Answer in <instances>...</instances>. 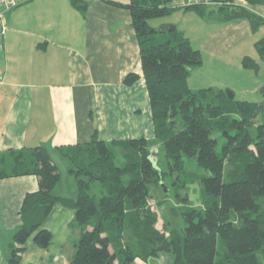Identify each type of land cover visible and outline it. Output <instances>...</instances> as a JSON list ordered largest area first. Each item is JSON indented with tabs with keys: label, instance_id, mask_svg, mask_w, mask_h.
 Returning <instances> with one entry per match:
<instances>
[{
	"label": "trees",
	"instance_id": "1",
	"mask_svg": "<svg viewBox=\"0 0 264 264\" xmlns=\"http://www.w3.org/2000/svg\"><path fill=\"white\" fill-rule=\"evenodd\" d=\"M176 1L119 3L130 11L139 44L155 127L153 143L144 137L105 142L94 133L89 142L75 144L63 153L75 178L71 197L52 192L60 175L46 147L16 151L11 169L0 170V178L36 174L40 181L39 188L23 198L22 223L12 234L15 243L23 244L35 232L34 242L46 247L51 234L41 225L53 204L60 202L74 209L70 226L79 230L71 264H128L159 253L171 254L173 264H264V97L261 101L230 99L225 89L212 87L193 92L187 76L201 64L200 51L174 26L161 30L164 37H157L158 31L148 24L149 19L179 7L205 16L211 14L207 8L214 6L213 18H246L254 32L264 24V17L233 0ZM247 2L264 5V0ZM71 4L83 13L87 7L82 0H71ZM254 45L264 59V36ZM242 64L255 72L260 67L250 56L243 57ZM137 78L136 73H128L124 82L131 84ZM215 132L225 137L220 154ZM154 144L163 148L168 171L153 161ZM116 148L122 158L119 162ZM184 156L194 157L207 172L200 179L206 204L203 209L191 206L187 193L176 194L183 226L166 218L160 228L163 209L172 216L177 212L166 205V197L156 198L154 190L164 175L179 177ZM219 242L226 251L218 258ZM19 250L12 246L11 264L18 262Z\"/></svg>",
	"mask_w": 264,
	"mask_h": 264
},
{
	"label": "crops",
	"instance_id": "2",
	"mask_svg": "<svg viewBox=\"0 0 264 264\" xmlns=\"http://www.w3.org/2000/svg\"><path fill=\"white\" fill-rule=\"evenodd\" d=\"M82 1L87 2L84 13L71 0H16L5 14L0 33V170L11 169L16 151L35 146L46 147L58 167L66 158L63 153L89 142L94 133L105 142L144 137L153 143L139 44L129 9L119 5L129 0ZM233 1L264 17V5ZM207 11L211 14L202 16L179 7L156 21L162 30L174 26L190 42L194 36L212 57L260 59L254 43L264 36V24L254 32L246 18L223 21L213 18L214 6ZM128 73L138 75L131 84L124 82ZM259 93L257 101L264 97V86ZM59 175L52 192L73 196L74 181L63 185ZM39 181L36 174L0 178V264H11L12 246L20 247L16 264H71L79 230L70 226L74 209L60 202L41 225L51 234L46 247L34 242L35 232L23 244L12 239L22 223L23 198L39 188ZM128 264L173 263L169 254L159 253Z\"/></svg>",
	"mask_w": 264,
	"mask_h": 264
},
{
	"label": "rangeland",
	"instance_id": "3",
	"mask_svg": "<svg viewBox=\"0 0 264 264\" xmlns=\"http://www.w3.org/2000/svg\"><path fill=\"white\" fill-rule=\"evenodd\" d=\"M169 15V14H168ZM167 16V15H165ZM164 17V16H160ZM160 17H154L148 20V24L153 26L158 33L156 36L164 37V32H161V23L157 24L156 19ZM194 36L192 37V41L190 44L193 48H196L200 51L202 56V62L198 66H195L190 70V73L187 76V82L189 88L195 92L200 88H218V89H231L234 90L235 97L237 99H244L249 101H257L260 98L259 90L264 86V60L258 59L260 64V68L257 72L253 71L249 68L242 67V59L238 62V60H229L226 58H219V56L207 54L206 51L199 47L195 43ZM201 46V45H200ZM242 67V68H241ZM253 85L257 92H254ZM254 92V93H253ZM250 130L254 133V127L251 126ZM215 136L218 138L217 152L221 153L222 143L225 142V137L219 133L215 132ZM153 149L152 154L156 152V157H153V161L157 163V167L161 170L168 171L167 162L165 158L164 150L161 146H158ZM115 154L117 161L121 160L120 151L118 148L115 149ZM183 170L178 173V178L182 180V182L177 178V173L175 174H166L159 181V186L154 190V194L156 198L166 197V205L168 207H175L176 216H172L167 210L163 209V215L158 220V227H162L163 222L167 219L173 221V225L175 226H183L182 216L180 214L181 208L178 207L179 203L177 202L178 193H187L188 197V205L196 206L198 208H204L206 199V195L204 192V188L201 182V177L206 176L207 172L202 167L198 166L196 159L194 157H183ZM59 173L62 174L61 182L63 185H67V183H71L73 180L75 183V178L72 175H68V169L71 166V162L67 158H63L62 162H58ZM176 181V183H174ZM184 184V185H182ZM182 185V186H181ZM94 190V184H92L90 191ZM181 204V203H180ZM219 254L218 258L222 257L224 252L226 251L222 242L218 244ZM169 254V253H167ZM171 256V254H169ZM153 261V259H152Z\"/></svg>",
	"mask_w": 264,
	"mask_h": 264
},
{
	"label": "built area",
	"instance_id": "4",
	"mask_svg": "<svg viewBox=\"0 0 264 264\" xmlns=\"http://www.w3.org/2000/svg\"><path fill=\"white\" fill-rule=\"evenodd\" d=\"M176 2L179 4H183V3L191 4V3H200V2L210 3L211 0H178ZM16 5H17L16 0H0V33H3L5 30V25H4L5 14Z\"/></svg>",
	"mask_w": 264,
	"mask_h": 264
},
{
	"label": "water",
	"instance_id": "5",
	"mask_svg": "<svg viewBox=\"0 0 264 264\" xmlns=\"http://www.w3.org/2000/svg\"><path fill=\"white\" fill-rule=\"evenodd\" d=\"M225 91L230 99L234 97V92L231 89L226 88Z\"/></svg>",
	"mask_w": 264,
	"mask_h": 264
}]
</instances>
